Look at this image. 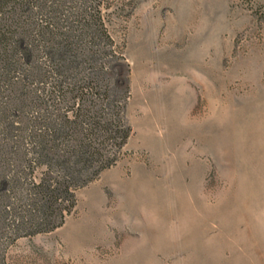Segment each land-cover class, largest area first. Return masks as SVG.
Here are the masks:
<instances>
[{
	"label": "rangeland",
	"instance_id": "obj_1",
	"mask_svg": "<svg viewBox=\"0 0 264 264\" xmlns=\"http://www.w3.org/2000/svg\"><path fill=\"white\" fill-rule=\"evenodd\" d=\"M29 17L31 55L0 63V264H264V0H44ZM32 18L69 36L66 66ZM76 83L129 133L46 217L33 183L67 176L28 145Z\"/></svg>",
	"mask_w": 264,
	"mask_h": 264
},
{
	"label": "bare ground",
	"instance_id": "obj_2",
	"mask_svg": "<svg viewBox=\"0 0 264 264\" xmlns=\"http://www.w3.org/2000/svg\"><path fill=\"white\" fill-rule=\"evenodd\" d=\"M43 1L0 0V63L4 64L9 73L13 74L16 72L17 68H19L20 60L24 57L28 58L31 55L26 47L20 46L25 36H22L24 34L22 26L27 23V18L32 10L37 8L38 5L40 6ZM24 13H26V19H23ZM28 22L29 25H33L34 28L36 27V33L41 35L46 43L49 44L45 48L46 60L52 62L54 55L59 52L60 58L66 66L69 62L66 56L73 50V44L68 38L69 36L61 35L57 39L54 24L50 20H44L39 23L32 18ZM83 25L88 26L89 23L84 22ZM92 25L96 28L94 24ZM16 33L17 38L15 37ZM41 76V80H43V72ZM15 83L13 82L12 84L14 85ZM64 87V90L61 88L59 90L63 105L56 107V109L53 108L58 112L54 114L55 117L50 116V114H43L45 117L38 119V127L36 128V134L34 136L36 140L32 141L31 145H28L37 154L38 164H42L47 169L46 171L50 172L53 166H62L61 170L67 176L66 178L62 177L55 180L46 177L38 178L39 182L33 183L32 186L42 200L41 206H38V204L36 205L37 207H34L38 208V210L41 209V215L46 217L53 214V206L60 198L61 201L70 200L72 197V189L76 186L84 185L94 177L101 155L98 145L106 140L114 115L113 113L112 117L107 120H101L100 116L96 118L93 115L91 109L93 102L90 96L92 95L94 98H97V92H91L90 89H93L89 87V84L77 85L76 83L70 87L69 85H65ZM54 89L52 88L49 91V95H53ZM39 104L46 105L44 101H40ZM51 106L54 105L51 103ZM89 170L91 173L87 177L86 172ZM54 226L47 228L51 230ZM42 230L39 229V231Z\"/></svg>",
	"mask_w": 264,
	"mask_h": 264
},
{
	"label": "trees",
	"instance_id": "obj_3",
	"mask_svg": "<svg viewBox=\"0 0 264 264\" xmlns=\"http://www.w3.org/2000/svg\"><path fill=\"white\" fill-rule=\"evenodd\" d=\"M117 126H119L118 129H117ZM128 133H129L128 128L124 127L120 123V121L117 122V113L114 112L106 140L110 141L111 144L115 146L116 148L117 147L121 148V146L125 143L126 138L128 137ZM117 138H118V141H117ZM112 163H113L112 158H109V157L103 158L102 155H100V158H99V161H98L95 173H94V177L98 174L99 171L108 167Z\"/></svg>",
	"mask_w": 264,
	"mask_h": 264
}]
</instances>
